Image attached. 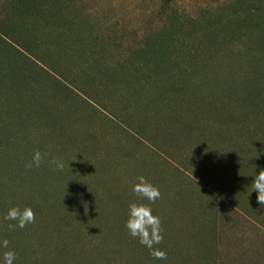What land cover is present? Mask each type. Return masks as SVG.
<instances>
[{
	"label": "rangeland",
	"instance_id": "obj_1",
	"mask_svg": "<svg viewBox=\"0 0 264 264\" xmlns=\"http://www.w3.org/2000/svg\"><path fill=\"white\" fill-rule=\"evenodd\" d=\"M21 2L0 0V258L264 264V208L244 184L264 168V0ZM141 175L161 192L166 260L125 227L149 203ZM16 206L35 222L10 229Z\"/></svg>",
	"mask_w": 264,
	"mask_h": 264
},
{
	"label": "clouds",
	"instance_id": "obj_2",
	"mask_svg": "<svg viewBox=\"0 0 264 264\" xmlns=\"http://www.w3.org/2000/svg\"><path fill=\"white\" fill-rule=\"evenodd\" d=\"M45 154L37 150L33 153L32 158L25 164L27 170L39 168L44 161ZM52 163L55 168L63 171L65 168V161L63 158L54 157ZM251 188L252 192L257 193V204L264 208V168H260L259 172L255 171L252 176ZM132 191L137 195L140 200H147L149 203L131 202L128 206V219L125 227L129 234L138 238L140 244L149 249L150 255L156 260H166L167 253L159 248H154L162 239L161 221L159 216L153 214V209L150 206L161 196L160 189L149 181L145 176L137 177L136 183L132 187ZM4 219L13 223H9L10 229L25 228L26 225L35 222L34 211L31 207H24L21 209L19 206L12 207L5 214ZM9 240L3 239L0 241V247L7 249ZM15 251L8 250L3 253L0 258V264H14L16 261Z\"/></svg>",
	"mask_w": 264,
	"mask_h": 264
},
{
	"label": "trees",
	"instance_id": "obj_3",
	"mask_svg": "<svg viewBox=\"0 0 264 264\" xmlns=\"http://www.w3.org/2000/svg\"><path fill=\"white\" fill-rule=\"evenodd\" d=\"M22 2H21V6H22V8H24V0H21ZM30 1H32V0H30ZM23 10V9H22ZM21 10V11H22ZM21 18H23V16L21 15ZM12 35V34H11ZM154 61V60H153ZM158 61H156V63H157ZM158 65V68H157V70L155 71V73H157L160 69V66H163L164 67V65H161V64H157ZM144 74V73H143ZM262 81H264V79L262 80ZM264 87V86H263ZM1 90V89H0ZM182 90H184V88H182ZM257 90V91H256ZM256 90H250L249 89V94L251 95L250 97H254L256 94H259V93H257L258 92V89H256ZM260 90H262V89H260ZM188 91V86H186L185 87V91L184 92H187ZM262 93H264L263 91H262ZM176 94H178L179 95V93H176ZM244 97L246 96L245 94L243 95ZM261 96H264V94H261ZM219 107L217 106V107H213V110L215 109V110H217ZM219 110V109H218ZM214 114L216 115V119L219 121V122H222V123H224V124H229V125H233V124H235V123H237V122H239V121H243L244 119H245V115H244V113H238V114H232V115H230V116H228V118H223L222 116H221V114H219V113H217V112H214ZM249 183H251V182H249V181H247V183H244V184H249Z\"/></svg>",
	"mask_w": 264,
	"mask_h": 264
}]
</instances>
